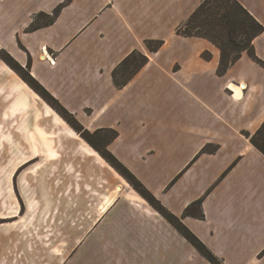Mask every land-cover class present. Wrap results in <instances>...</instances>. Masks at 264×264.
Returning <instances> with one entry per match:
<instances>
[{
  "label": "crops",
  "instance_id": "crops-1",
  "mask_svg": "<svg viewBox=\"0 0 264 264\" xmlns=\"http://www.w3.org/2000/svg\"><path fill=\"white\" fill-rule=\"evenodd\" d=\"M238 1L264 26V0ZM200 3L31 0L0 49L85 128L115 130L108 150L223 264H264V155L244 135L264 122V31L261 64L244 52L220 76L213 44L176 34ZM146 40L164 43L117 88L113 69ZM64 121L0 60V219L14 218L0 264H211ZM199 199L204 218H183Z\"/></svg>",
  "mask_w": 264,
  "mask_h": 264
},
{
  "label": "trees",
  "instance_id": "trees-1",
  "mask_svg": "<svg viewBox=\"0 0 264 264\" xmlns=\"http://www.w3.org/2000/svg\"><path fill=\"white\" fill-rule=\"evenodd\" d=\"M63 3L58 5L50 14L39 12L27 31H33L51 25L57 18ZM46 18V21L43 20ZM264 31V26L259 23L238 0H201L196 10L185 21L184 30L181 26L176 29V34L182 37H195L209 41L220 53L217 74L223 75L242 55L247 53L255 62L261 61L256 57L253 40ZM163 40H146L145 47L149 53L157 52L163 45ZM204 60H210L211 54L207 51L201 54ZM0 60L11 68L19 77L42 99H44L63 120L84 140L101 155V157L121 175L129 185L142 196L149 205L168 221L187 241L211 264H223L213 253L189 230L181 219L170 213L157 200L143 184L107 149V146L116 138L113 130L105 132L98 129L91 134L83 129L73 114L68 112L48 91L31 76L29 62L22 67L5 50L0 49ZM149 61L147 55L138 50L129 53L112 71L113 83L117 88H123ZM102 134V136H100ZM250 143L264 155V122L253 133H244ZM95 139L94 141L92 140ZM216 146L205 148L203 152L212 153ZM182 217L203 219L202 200L199 199L188 205Z\"/></svg>",
  "mask_w": 264,
  "mask_h": 264
},
{
  "label": "rangeland",
  "instance_id": "rangeland-1",
  "mask_svg": "<svg viewBox=\"0 0 264 264\" xmlns=\"http://www.w3.org/2000/svg\"><path fill=\"white\" fill-rule=\"evenodd\" d=\"M31 0H1L0 2V38L2 39L0 42L5 44L6 46L8 47H12L13 45V41H11V39L9 37H7L5 35V32L10 30L11 27H12V24L14 22V20H12V15L15 14V12L17 11V9L15 8L16 5L18 4H22V3H29ZM66 1L63 2V4H65ZM50 15H52V13H48ZM44 21H46V18H43ZM184 27H185V22L181 25V30H184ZM29 28V27H28ZM27 28V30H28ZM139 51V50H138ZM141 53L144 54L143 50H140ZM150 53L148 52V50L146 51V53L144 55H149ZM50 61L51 58L48 57ZM149 58V57H148ZM53 62V61H52ZM54 64V62H53ZM26 84V83H25ZM29 87V86H28ZM30 88V87H29ZM35 93V92H34ZM49 93V92H48ZM37 94V93H35ZM38 95V94H37ZM51 95V94H50ZM39 96V95H38ZM53 96V95H51ZM40 97V96H39ZM54 97V96H53ZM41 98V97H40ZM55 98V97H54ZM42 99V98H41ZM56 99V98H55ZM44 100V99H43ZM57 100V99H56ZM45 101V100H44ZM58 101V100H57ZM46 102V101H45ZM59 102V101H58ZM47 103V102H46ZM60 103V102H59ZM48 104V103H47ZM49 105V104H48ZM50 106V105H49ZM51 107V106H50ZM52 108V107H51ZM53 109V108H52ZM66 109V108H65ZM54 110V109H53ZM67 110V109H66ZM55 111V110H54ZM68 111V110H67ZM56 112V111H55ZM69 112V111H68ZM57 113V112H56ZM58 114V113H57ZM62 119V118H61ZM63 120V119H62ZM64 121V120H63ZM66 123V121H64ZM80 123V122H79ZM72 130H74L69 124H67ZM80 125H82L80 123ZM83 126V125H82ZM83 129L84 130H87L90 134L96 130H90V129H87L83 126ZM102 130H105V132H102L103 133H107V131L109 130H113V129H102ZM75 131V130H74ZM115 131V130H113ZM76 132V131H75ZM116 132V131H115ZM79 134V136L82 138L81 134L79 132H77ZM117 133V132H116ZM102 134L100 136H102ZM83 139V138H82ZM84 140V139H83ZM92 140L94 141L95 139L92 138ZM85 142H87L86 140H84ZM88 143V142H87ZM89 144V143H88ZM90 145V144H89ZM91 146V145H90ZM108 149V148H107ZM38 160V158H34L32 161H30L29 163H26L24 165H22L20 167V169H17L16 172H15V177H14V180L17 178V175L19 174V172L23 169H25L26 167L29 166V164H34L36 161ZM2 164L6 165L7 168H2V170H7L8 167H12V160L11 161H6V162H1ZM108 163V162H107ZM2 174H4V172H2ZM125 180V179H124ZM126 181V180H125ZM127 182V181H126ZM128 183V182H127ZM129 185V183H128ZM127 191H123V193L125 194H129V191L130 189L132 190L131 191V194H135V195H138L139 197H142L140 196L130 185L129 187L126 188ZM147 189V188H146ZM16 190V189H15ZM17 192V191H16ZM18 194V193H17ZM143 198V197H142ZM144 199V198H143ZM145 200V199H144ZM23 212V207L21 209V213ZM14 218L12 219H0V223H5L7 221H12Z\"/></svg>",
  "mask_w": 264,
  "mask_h": 264
},
{
  "label": "built area",
  "instance_id": "built-area-1",
  "mask_svg": "<svg viewBox=\"0 0 264 264\" xmlns=\"http://www.w3.org/2000/svg\"><path fill=\"white\" fill-rule=\"evenodd\" d=\"M50 62L52 63V61H50ZM244 86H245V85H241V86L239 85V87H241V90L244 89Z\"/></svg>",
  "mask_w": 264,
  "mask_h": 264
}]
</instances>
